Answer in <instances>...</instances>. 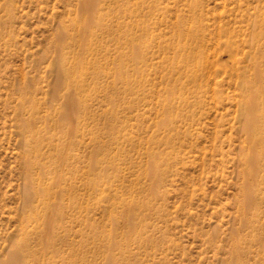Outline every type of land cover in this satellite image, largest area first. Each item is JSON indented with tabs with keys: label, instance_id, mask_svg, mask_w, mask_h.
<instances>
[{
	"label": "rangeland",
	"instance_id": "1",
	"mask_svg": "<svg viewBox=\"0 0 264 264\" xmlns=\"http://www.w3.org/2000/svg\"><path fill=\"white\" fill-rule=\"evenodd\" d=\"M82 1L0 0V264H264V0Z\"/></svg>",
	"mask_w": 264,
	"mask_h": 264
},
{
	"label": "bare ground",
	"instance_id": "2",
	"mask_svg": "<svg viewBox=\"0 0 264 264\" xmlns=\"http://www.w3.org/2000/svg\"><path fill=\"white\" fill-rule=\"evenodd\" d=\"M100 1L101 0H83L79 4V11L83 14L84 23L85 22H94L96 20H99L101 17H99V8H100ZM84 27L79 29V31L82 30L83 36L82 41L85 44L84 41H87L86 33L88 31L89 24L83 25ZM64 39V35L61 33L58 37V40ZM64 64L61 63V67H63ZM64 71V70H63ZM244 85L246 84V81L244 80ZM72 87V93L75 95H79L83 89H84V83L83 82H76V84ZM74 95V96H75ZM72 96V97H74ZM246 97L244 98V107H243V115L245 119H243V126L242 130L245 135V142L246 146L249 144V151L245 154V161L248 166V174L245 177L246 185L248 179H254L258 169L261 168L262 163V156L264 154V115H260L259 118L255 114L257 109L260 107L259 104H256L255 100L258 99L257 96L254 98H250L246 101ZM255 99V100H254ZM66 108L62 113V119H44V121L53 120L56 123V127L59 131L64 130L63 132L55 133L56 136H60L63 133H66V135L72 139H76L77 135H79V122L77 119H68L71 118L72 112H77L78 105H77V98L75 96V100L73 98H67L66 100ZM32 107V106H31ZM35 107V106H34ZM36 108V107H35ZM38 120L42 121L41 119H26L22 125H21V132L26 135V137L29 136V139L27 140V143L30 147L33 149H38L40 145L43 143V136H45L42 131H38L36 129V123ZM47 142V141H46ZM71 147L66 146L62 147L59 146V150L61 152V160H67L66 155ZM75 164V163H74ZM250 183V182H249ZM247 191H250V184L246 186ZM35 192L34 186H32L30 183L28 184L25 192L26 201L29 202L28 205L32 202L33 195ZM59 209L55 210L53 216H55L58 213ZM60 212V211H59ZM17 251L15 254L16 259L20 258V253L18 255L19 249H14ZM13 256V255H12ZM13 258V257H12ZM15 260V259H14ZM11 262H13L11 260ZM17 263V262H16Z\"/></svg>",
	"mask_w": 264,
	"mask_h": 264
}]
</instances>
